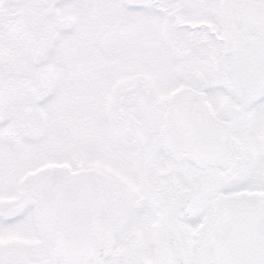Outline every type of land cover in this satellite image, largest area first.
<instances>
[{"label": "snow or ice", "instance_id": "6c2138e0", "mask_svg": "<svg viewBox=\"0 0 264 264\" xmlns=\"http://www.w3.org/2000/svg\"><path fill=\"white\" fill-rule=\"evenodd\" d=\"M0 264H264V0H0Z\"/></svg>", "mask_w": 264, "mask_h": 264}]
</instances>
